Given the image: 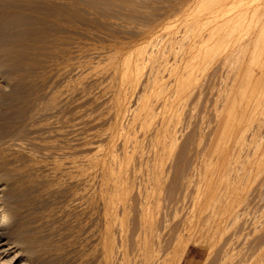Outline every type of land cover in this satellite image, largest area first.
Returning a JSON list of instances; mask_svg holds the SVG:
<instances>
[{"label": "rangeland", "instance_id": "1", "mask_svg": "<svg viewBox=\"0 0 264 264\" xmlns=\"http://www.w3.org/2000/svg\"><path fill=\"white\" fill-rule=\"evenodd\" d=\"M53 1L68 12L60 24L52 19L49 25L62 53L55 58L61 57L67 71L61 75L48 65L47 74L58 79L46 76L40 94L61 91L40 95L41 102H51L39 101L38 112H44L30 119L37 125L27 121L18 127L25 140L18 137L20 156L34 163L40 159L36 164L80 161L59 180H67L69 170L74 180L84 179L55 195L65 197V205L52 206L53 196L46 209L25 216L22 228L64 247L62 261L57 251L58 257L40 253L41 259L49 264H264V0ZM49 83L53 88L45 86ZM52 97L62 110L53 107L58 103ZM49 109H54L51 116ZM49 118L59 122H52L51 130ZM39 121L47 126L39 127ZM57 147L61 160L53 151ZM80 201L84 206L77 209ZM7 227L0 226V249H5L0 260L17 250L12 264L37 258L28 249L31 243L22 240L24 230L12 222ZM92 229L97 239H91ZM86 237H91L89 247L82 242ZM6 239L15 246L6 248Z\"/></svg>", "mask_w": 264, "mask_h": 264}, {"label": "bare ground", "instance_id": "2", "mask_svg": "<svg viewBox=\"0 0 264 264\" xmlns=\"http://www.w3.org/2000/svg\"><path fill=\"white\" fill-rule=\"evenodd\" d=\"M57 1V0H56ZM65 12V13H64ZM66 12H67V8H66V10L64 9V6H62V4L61 3H59V1H58V3H55L54 1H53V3H52V0H0V141L1 142H3V144L4 145H2V146H0V226H2L3 228H7L8 229V224H9V222L11 223H13L15 226H16V228L17 229H21L23 226H25V225H23L25 222H24V218H25V216L28 214V212H30L31 211V213H32V211L33 210H35V212H36V210L37 209H39V210H41L40 208H45V207H47V205H49V201H52V199H53V196H55L56 194H60L61 195V193L60 192H62L65 188H66V185H70V186H76L75 184H71V183H79L80 181L83 183V179H84V177H83V179L81 178H77V177H75V180H74V177L72 178V176L73 175H70V170H71V168L72 167H76L77 168V165H78V163L80 162V161H77V160H75V161H77V162H75V163H77L76 165H75V163L74 162H68V164H66L65 163V161H64V163L66 164V165H64V163H60V162H52L51 164H46V163H44V164H36V163H39V161H40V159L36 162V163H34L33 161L32 162H30L31 161V159H34V158H30L29 160L30 161H23V157H21L20 156V153H21V150H20V143H18V137H19V140H20V129L19 128H21V125H23V123H27V121H29V124L31 123L30 122V119H31V121H33L32 120V118L33 117H35V116H37L38 114H40V112L43 110L42 108H43V104H46V103H48V101L46 102V100H43L44 101V103L43 102H41L40 101V95H42V98L41 99H44L43 98V94L45 93V92H43V94H40V85H41V83L43 84V83H46L47 81H48V77H46V76H49L47 73V67H49L48 65H51V64H53L54 66H57V69L58 68H60V70H57L56 69V71H57V73L59 72V71H61L60 72V74L62 75H64V72L62 73V71H65V73H66V71L67 70H64V69H66L65 68V64H64V62L62 61V59L61 60H58V58L60 57H58V58H55V55L57 54H59V55H62V53H60L61 52V48H60V50H57V48H59V46L57 47V45L56 44H58L56 41H54L52 38L53 37H50V34H51V30H49L50 28H49V25L51 24V21H52V19H53V21H55L54 23H59V22H62V20L61 19H63V17L65 18L66 16H64L65 14H66ZM67 14H68V12H67ZM238 16V15H237ZM236 16V17H237ZM59 20H61V21H59ZM59 21V22H58ZM64 21V20H63ZM65 22V21H64ZM66 23V22H65ZM60 24V23H59ZM52 25V24H51ZM56 25V24H55ZM61 25H62V23H61ZM53 26V25H52ZM52 26H50L51 28H54V27H52ZM67 26V25H66ZM60 27V26H59ZM59 27H57V28H59ZM63 29V28H62ZM53 30V29H52ZM66 30V29H65ZM49 31H50V33H49ZM56 31V30H55ZM58 31V30H57ZM62 31V33H64V31L63 30H61ZM54 32V31H53ZM52 32V33H53ZM58 32H60V31H58ZM66 32V31H65ZM55 34V33H54ZM61 34V33H60ZM60 34H58V35H60ZM52 35V34H51ZM55 37H57L56 35H54ZM62 36H64V35H62ZM65 36H66V34H65ZM61 37V36H60ZM59 39V38H58ZM64 40H66L67 41V39H64ZM64 40H62V42L61 43H65V42H63ZM58 41V40H57ZM62 45V44H61ZM60 45V46H61ZM66 45V44H65ZM63 46V45H62ZM61 46V47H62ZM64 47V46H63ZM57 51H60L59 53L57 52ZM65 51V50H64ZM63 52V51H62ZM65 53V52H64ZM67 54V53H66ZM67 56V55H66ZM61 58V57H60ZM59 58V59H60ZM65 58V57H64ZM54 60V61H53ZM68 60V59H67ZM76 60V59H75ZM75 60H73V61H75ZM69 61V60H68ZM76 62V61H75ZM74 62V63H75ZM69 64V63H68ZM70 64H72V63H70ZM76 65V64H75ZM73 66V65H72ZM51 67V66H50ZM74 67H78V65L77 66H74ZM78 68H80V66L78 67ZM49 69V68H48ZM63 69V70H62ZM81 69V68H80ZM79 69V70H80ZM51 70V69H50ZM50 70H48L49 71V74H51V72L53 71V72H55L54 70H51V72H50ZM69 70V69H68ZM74 70V69H73ZM78 70V71H79ZM75 71H76V68H75ZM77 71V72H78ZM71 72V71H70ZM73 72V71H72ZM71 72V73H72ZM54 74H56V72L54 73ZM54 74H53V76H54ZM60 74H58V76H59V78H60ZM79 74L81 75L82 74V72L80 73L79 72ZM79 74H74V75H79ZM52 75V74H51ZM49 76V78H51L52 76ZM72 75V74H71ZM79 75V76H80ZM46 77V78H45ZM55 77H57L56 75H55ZM55 77L53 78L52 77V79L51 80H55ZM62 77V76H61ZM44 78L45 79H47V80H44ZM79 77H77V79H78ZM80 78H81V76H80ZM57 79H58V77H57ZM43 80L45 81V82H43ZM75 80H76V78H75ZM74 80V81H75ZM79 80V79H78ZM78 80H76V81H78ZM57 81V80H56ZM58 81H60V79L58 80ZM80 81V80H79ZM81 82V81H80ZM50 83H53L52 81L50 82ZM50 83L49 84H46L45 86L48 88V85H50ZM82 83V82H81ZM56 84V83H55ZM58 84V83H57ZM76 85H77V82L75 83ZM64 84H62L61 86H63ZM76 85L74 86V87H76ZM81 84H79V86H80ZM64 86H66V85H64ZM49 87H52L51 85L49 86ZM56 87V86H55ZM41 88H42V86H41ZM44 88V87H43ZM42 88V89H43ZM53 88V87H52ZM66 88V87H65ZM77 88H80V87H78L77 86ZM50 89V88H49ZM55 89V88H54ZM69 89V88H68ZM53 90V89H52ZM60 90V89H59ZM59 90H57L56 91V93H55V91H54V94H57V92L59 91ZM70 90V89H69ZM51 91V90H50ZM52 91V92H53ZM61 91V90H60ZM77 91H79V89H77ZM48 92H49V90H48ZM52 92H50V94H47V93H45L44 95H46L47 94V96L49 97V95H51V93ZM75 92H76V89H75ZM80 92V91H79ZM62 93H63V91H62ZM82 93V92H81ZM62 95V94H61ZM64 95H66V94H64ZM75 95H77V94H75ZM46 96V97H47ZM58 96H60V93L58 94ZM56 97V96H55ZM62 97V98H61ZM59 99H60V101L62 102V103H64V101H62L61 99H63V96H61ZM74 97V96H73ZM77 97V96H76ZM78 97H79V95H78ZM77 97V98H78ZM53 99H54V97H52ZM51 98V99H52ZM57 98V97H56ZM55 98V99H56ZM65 98L66 99H69V98H67V96H65ZM64 98V99H65ZM72 98V97H71ZM53 99H52V101H53ZM55 99H54V101H55ZM66 99H65V101H66ZM234 99H235V97H234ZM48 100V99H47ZM50 100V99H49ZM39 101L41 102V103H43L42 105H41V103H40V105L42 106V110L41 111H39L38 112V110L40 109V105H38L39 104ZM59 100H58V102H60ZM73 101H74V99H73ZM83 101V100H82ZM236 101V100H235ZM51 101H49V103H50ZM56 102V101H55ZM58 102H56V103H58ZM61 102H60V104H61ZM81 102V101H80ZM48 103V104H49ZM47 104V105H48ZM60 104L58 103V104H56V105H58V106H56L55 104L53 105V107L55 108V107H58L59 108V110H62V108H60L61 106H60ZM78 104V103H77ZM50 105V104H49ZM48 105V106H49ZM45 106V105H44ZM48 106H45V111H46V108L48 107ZM60 106V107H59ZM64 106V105H63ZM50 107V106H49ZM48 107V108H49ZM51 107H52V105H51ZM50 107V108H51ZM68 107V106H67ZM74 108H75V106H74ZM76 108H77V105H76ZM52 109V108H51ZM51 109H49V110H47V111H49V112H53V110H51ZM57 109V108H56ZM66 109V108H65ZM68 109H70V108H68ZM58 110V109H57ZM75 110V109H74ZM38 112V114L36 115V113ZM44 112V111H43ZM43 112H41V113H43ZM52 112L50 113V116H51V114H52ZM56 112V111H55ZM54 113V112H53ZM58 114L59 113H61L60 111L59 112H57ZM75 113H77V112H75ZM45 114H47L48 115V113H45ZM56 114V113H55ZM69 114V113H68ZM35 115V116H34ZM43 115V114H42ZM47 115H45V117H47L48 118V116ZM79 115V114H78ZM41 116V115H40ZM54 116H56V117H61V114L59 115V116H57V115H54ZM80 116H81V114H80ZM39 117V116H38ZM41 117H43V116H41ZM76 117V116H75ZM37 118V117H36ZM82 118V117H81ZM33 119H35V118H33ZM46 119V118H45ZM54 119V118H53ZM58 119V118H57ZM57 119H54L52 122H54L55 120L57 121ZM37 120H38V118H37ZM68 120V122H69V119H67ZM46 121V120H45ZM50 121V122H49ZM49 121L47 120V122H49L50 124L48 125V127L47 128H49V130H51L50 129V125L52 124V122H51V120H50V118H49ZM80 121V120H79ZM61 122V121H60ZM78 122V121H77ZM25 123V124H26ZM37 123H40V126L39 127H42L43 125L45 126L46 124H43L42 125V122L41 121H39V122H37ZM55 123V122H54ZM53 123V124H54ZM57 123H59L58 121L56 122V124ZM32 124V123H31ZM30 124V125H31ZM34 124H36V123H34ZM34 124H32V125H34ZM80 124V123H79ZM31 125V126H32ZM37 125V124H36ZM39 125V124H38ZM42 125V126H41ZM20 126V127H19ZM26 126V125H25ZM31 126L29 127L28 125H27V130H29V128H31ZM35 126V125H34ZM33 126V127H34ZM44 126L42 127V128H44ZM47 126V125H46ZM53 126V125H52ZM52 126H51V128H52ZM70 126H71V124H70ZM83 126V125H82ZM19 127V128H18ZM55 126H53V128H54ZM61 129H63L62 127H61V125L59 126ZM36 128H38L37 126H36ZM35 128V129H36ZM46 128V127H45ZM60 128H58V130L60 129ZM26 129V128H25ZM24 129V130H25ZM55 129H57V128H54L53 129V131L56 133L57 131H55ZM67 129V128H66ZM48 130V129H47ZM69 130L70 129H68V132H69ZM70 131H72V130H70ZM74 131H76V130H74ZM82 131V130H81ZM21 132H22V129H21ZM28 132V131H27ZM40 132V131H39ZM45 132H46V130H45ZM54 132H52L53 133V135H54ZM62 132H63V130H62ZM216 132V131H215ZM219 132V131H218ZM24 133V131L22 132V134ZM26 133V132H25ZM24 133V134H25ZM64 133V132H63ZM62 133V134H63ZM72 133V132H71ZM47 134H50V132L49 133H47ZM58 134H59V132H58ZM61 134V133H60ZM61 134V135H62ZM78 134V133H77ZM216 134V133H215ZM31 135H33V134H31ZM22 136V135H21ZM26 135H23L22 137H25ZM50 136V135H49ZM55 136H57V135H55ZM58 137V136H57ZM212 138H214V137H212ZM221 138V137H220ZM227 138V137H226ZM229 138V137H228ZM23 141H25L24 140V138H21ZM28 139V138H27ZM37 140H38V138H36ZM58 139V138H57ZM60 139H61V137H60ZM68 139V138H67ZM4 140V141H3ZM36 140V141H37ZM63 140V139H62ZM32 141V140H31ZM34 141H35V139H34ZM42 141V140H41ZM52 141V140H51ZM61 141V140H60ZM215 141V140H214ZM39 142V141H38ZM64 142V141H63ZM30 143H32L33 144V142H30ZM29 143V144H30ZM41 143H43V141L42 142H40L39 144L41 145ZM48 143V142H47ZM52 143V142H51ZM26 144H28L27 142L26 143H24V145H26ZM38 144V143H37ZM45 143H43L42 145L43 146H45L44 145ZM60 144V143H59ZM34 145V144H33ZM35 145H36V142H35ZM39 145V146H40ZM54 145H55V143H54ZM30 146V145H29ZM38 146V147H39ZM43 146H42V150L43 149H46V147L45 148H43ZM49 145H47V147H48ZM50 146L52 147L53 145L52 144H50ZM59 146V145H58ZM25 147H27V148H29L28 146H25ZM25 147H23V149L25 148ZM32 147V146H31ZM36 147H37V145H36ZM41 147V146H40ZM54 147V146H53ZM52 147V148H53ZM55 147H56V145H55ZM54 147V148H55ZM49 149H50V147H48ZM40 149V148H39ZM38 149V151H40ZM47 149L46 150V153L44 154L45 156L47 155L48 156V154L47 153H52V150L50 149ZM57 149H59V151L57 150V151H55L56 150V148H55V150H53L55 153H59L60 154V152H61V150H60V147H57ZM62 149V148H61ZM31 150H33V149H31ZM31 150H29V151H31ZM41 150V151H42ZM34 151V150H33ZM40 151V152H41ZM44 151V150H43ZM42 151V152H43ZM48 151V152H47ZM50 151V152H49ZM35 152V151H34ZM39 153V152H38ZM54 153V154H55ZM58 153L57 154H55V156L57 157V159L59 158L60 159V157H58L59 155H58ZM67 153V152H66ZM64 154H65V152H64ZM41 155V154H40ZM43 155V154H42ZM67 155V154H66ZM23 156H25V155H23ZM49 156H50V154H49ZM48 156V157H49ZM54 156V155H53ZM53 156H51L49 159L51 160V159H53V158H55V157H53ZM206 156V155H205ZM26 157V156H25ZM24 157V160H28V158L26 159ZM28 157H30V156H28ZM41 157H43V156H41ZM81 157V156H80ZM44 158V157H43ZM214 158V157H213ZM22 159V160H21ZM36 159V158H35ZM45 159V158H44ZM48 159V160H49ZM58 159V160H59ZM61 159H63L62 157H61ZM60 159V160H61ZM69 158H67V161H69L68 160ZM73 159V158H72ZM81 159V158H80ZM49 160V161H50ZM52 161V160H51ZM82 161H83V159H82ZM43 162H46V160H44ZM48 162V161H47ZM63 162V161H62ZM91 162V161H90ZM80 164H83V163H80ZM67 167H70V170H69V175L68 176H70L71 177V179H69L68 178V176H67V180H59V178L61 177V176H63V175H66L67 173V171H66V169H69V168H67ZM81 166H79V168H80ZM72 169H74V168H72ZM82 169V168H81ZM43 171H46V173L45 174H43L42 172ZM48 171V172H47ZM74 171V170H73ZM73 171L71 172V174L73 173ZM76 171V170H75ZM74 171V172H75ZM78 171V170H77ZM80 172H81V170H79ZM82 172H83V170H82ZM66 173V174H65ZM79 173V172H78ZM155 173V172H154ZM75 175L74 176H76V173H74ZM78 175V174H77ZM79 175H80V173H79ZM78 175V177H80ZM82 176V175H81ZM84 176V175H83ZM227 176V175H226ZM86 177H89L88 175H86L85 176V180H86ZM227 179V178H226ZM80 182V183H81ZM86 183V182H85ZM95 184H96V182H95ZM89 185V184H88ZM82 186H85V185H82ZM69 187V186H68ZM76 187H79V186H76ZM71 188V187H70ZM73 188V187H72ZM75 188V187H74ZM92 188V187H91ZM69 189V188H68ZM77 189V188H76ZM80 189V188H79ZM87 190V189H86ZM70 191H72V190H70ZM88 191V190H87ZM94 191V190H93ZM73 192L74 191H72L71 192V194H73ZM82 192V191H81ZM70 194V195H71ZM75 194H77V196H79L80 195V193H75ZM94 194H95V192H94ZM81 195H82V193H81ZM59 196V195H58ZM65 196V195H64ZM72 196V195H71ZM73 196H74V194H73ZM76 196V195H75ZM56 197V196H55ZM82 197V196H81ZM52 198V199H51ZM59 198H60V196H59ZM62 199H64L63 198V196L61 197ZM60 198V199H61ZM76 198V197H75ZM79 198V197H78ZM77 198V199H78ZM51 199V200H50ZM58 198L56 197V199H54V200H56L55 202H56V204H54V202H53V204H52V206H55V205H58L57 203L58 202H61L60 203V205L62 204V199H61V201H58V200H60V199H58ZM79 200V199H78ZM80 200H81V198H80ZM77 201V200H76ZM85 201H86V198H85ZM82 201H80V202H78V203H76V205H80V204H82L81 203ZM87 202V201H86ZM85 202V203H86ZM89 202V201H88ZM73 203V202H72ZM72 203H70V205L72 204ZM50 205H51V202H50ZM62 205H65L64 203L62 204ZM61 205V206H62ZM67 205H68V203H67ZM66 205V206H67ZM78 205V208L77 207H75V208H77V209H79L80 208V206ZM85 205H87L88 206V204H85ZM81 206H84L83 204L81 205ZM92 206V205H91ZM59 207V206H58ZM65 207V206H64ZM49 208V207H48ZM57 208V207H56ZM61 208V207H60ZM67 208H70L69 207V205H68V207ZM71 208H73V206L71 207ZM74 208V209H75ZM83 208H85V207H83ZM82 208V209H83ZM91 208V207H90ZM96 208V207H95ZM46 209V208H45ZM64 209V208H63ZM73 209V210H74ZM86 209H88L87 207H86ZM86 209H83V210H86ZM261 209V208H260ZM47 210H50V209H47ZM72 210V209H71ZM76 210V209H75ZM90 210V209H89ZM92 210H93V208H92ZM91 210V211H92ZM95 210V209H94ZM93 210V211H94ZM58 211V210H57ZM78 211V210H77ZM76 211V212H77ZM90 211V212H91ZM35 212H34V214H35ZM37 212H39V211H37ZM45 212H46V210H45ZM65 212L67 213V211L65 210ZM60 213V212H59ZM79 213H81V212H79ZM94 213V212H93ZM95 213H96V211H95ZM37 214V213H36ZM35 214V215H36ZM43 214V213H42ZM47 214V213H46ZM61 214H64V213H61ZM91 214H92V212H91ZM30 215V214H29ZM49 215V214H48ZM48 215H47V217H48ZM60 215V214H59ZM75 215V214H74ZM86 215H87V211H86ZM93 215H95V214H93ZM39 216H42V215H39ZM43 216H45V214L43 215ZM42 216V217H43ZM58 216V215H57ZM60 216H63V215H60ZM68 216V215H67ZM77 216V215H76ZM75 216V217H76ZM98 216V215H97ZM34 217V216H33ZM35 217H37V216H35ZM34 217V218H35ZM59 217V216H58ZM69 217V216H68ZM88 217V216H87ZM263 217V216H262ZM33 218V219H34ZM55 218V217H54ZM32 219V218H31ZM43 219H45V218H43ZM69 219V218H68ZM76 219H78V218H76ZM75 219V220H76ZM88 219H89V217H88ZM91 219V218H90ZM94 219V218H93ZM48 220V219H47ZM73 220H74V218H73ZM82 221H83V219H81ZM86 220V219H85ZM30 221V220H29ZM41 221V220H40ZM44 221V220H43ZM42 221V222H43ZM49 221V220H48ZM71 221V220H70ZM90 221V220H89ZM55 222V221H54ZM63 222V221H62ZM72 222V221H71ZM86 223V221H83V223ZM92 222H94V221H92ZM30 223V222H29ZM44 223V222H43ZM51 223H53L52 221H51ZM26 224V223H25ZM40 224V223H39ZM38 224V225H39ZM56 225H57V223H55ZM62 224V223H61ZM60 224V225H61ZM81 224V223H80ZM88 224V223H87ZM86 224V225H87ZM90 224V223H89ZM92 224V223H91ZM31 225V224H30ZM45 225V224H44ZM44 225H43V227H44ZM69 225V224H68ZM67 225V226H68ZM96 225V224H95ZM98 225V224H97ZM54 226V225H53ZM83 226H85V225H83ZM90 227H93V226H90ZM100 227V226H99ZM185 227H186V225H185ZM11 228V227H10ZM50 228H51V226H50ZM54 228V227H53ZM67 228V227H66ZM65 228V229H66ZM70 228H71V226H70ZM69 228V229H70ZM76 228V227H75ZM15 229V228H14ZM23 230H24V233H23V235H22V240L24 241V242H26V244L27 243H31V245L28 247V249H29V251H31L32 252V254L34 253V252H36L37 254V258H38V256H39V254L40 253H43V255L44 254H54V255H57V254H61V256H59V255H57V257L59 256L60 257V260L61 259H63V258H61L62 256H63V251H62V249L64 248V247H62V245H60V243H57V242H55L54 240H52V239H50V238H48L46 235L44 236V235H38L39 233H41V232H39V233H37V234H33L32 233V231L28 228V227H26L25 229L24 228H22ZM31 229H32V227H31ZM36 229V228H35ZM68 229V230H69ZM91 229V228H90ZM98 229V228H97ZM11 230V229H10ZM37 230V229H36ZM55 230H56V228H55ZM80 230H82V229H80ZM79 230V231H80ZM105 230H107L106 228H105ZM104 230V231H105ZM187 230V229H186ZM17 231V230H16ZM40 231H41V229H40ZM67 231V230H66ZM79 231H77L78 232V234H80L79 233ZM86 231V230H85ZM84 231V232H85ZM91 230H89V232H90ZM96 231V230H95ZM93 229H92V232H91V237H89V238H84V239H86L85 240V242L84 241H82L83 243H85L86 245L88 244V240L91 238V239H93L94 240V237L96 236L95 235V232ZM101 231V230H100ZM108 231V230H107ZM258 231V230H257ZM15 232V231H14ZM103 232V231H102ZM102 232H101V234H102ZM106 232V231H105ZM144 232V231H143ZM5 233V232H4ZM11 233V232H10ZM21 233V232H20ZM34 233H35V231H34ZM64 233V232H63ZM66 233V232H65ZM82 233V232H81ZM96 233H97V231H96ZM99 233V232H98ZM109 233V232H108ZM150 233V232H149ZM261 233V232H260ZM43 234V233H42ZM59 234V233H58ZM105 234H107V233H105ZM142 234V233H141ZM250 234V233H249ZM259 234V233H258ZM19 235V234H18ZM90 235V234H89ZM144 235V234H143ZM146 235V234H145ZM151 235V234H150ZM153 235H155V234H153ZM264 235V234H263ZM21 236V235H20ZM60 236V235H59ZM71 236V234L69 235V237ZM85 236H86V232H85ZM87 236H88V234H87ZM157 236V235H156ZM257 236V235H256ZM2 236L0 235V241L2 240V238H1ZM6 237V236H5ZM81 237H83V236H81ZM98 237V236H97ZM102 237V236H101ZM107 237H109V235H107ZM107 237L105 238V239H107ZM138 237V236H137ZM147 237V236H146ZM149 237V236H148ZM158 237V236H157ZM161 237H162V235H161ZM253 237V236H252ZM259 237H261V235L259 236ZM60 238V237H59ZM96 238V237H95ZM132 238V237H131ZM143 238V237H142ZM145 238V237H144ZM165 238V237H164ZM166 238H168V237H166ZM255 238V237H254ZM7 239H9V238H7ZM7 239H6V241H7ZM70 239V238H69ZM71 239H73V238H71ZM75 239V238H74ZM73 239V241H75ZM78 239V238H77ZM81 239V238H80ZM84 239H82V240H84ZM88 239V240H87ZM97 239V238H96ZM101 239V238H100ZM121 239V238H120ZM136 239V238H135ZM146 239V238H145ZM149 239V238H148ZM155 239V238H154ZM163 239V238H162ZM170 239V238H169ZM262 239V238H261ZM93 240L91 241V242H93ZM109 240V239H108ZM108 240H106L108 243H109V241ZM129 240V239H128ZM207 240V239H206ZM254 240V239H253ZM79 241V240H78ZM96 241V240H95ZM98 241V240H97ZM115 241V240H114ZM122 241H125L124 239L122 240ZM134 241V240H133ZM136 241V240H135ZM146 241V240H145ZM71 242V241H70ZM77 242V241H76ZM99 242V241H98ZM101 242V241H100ZM119 242V241H118ZM138 242V241H137ZM258 242V241H257ZM72 243V242H71ZM79 243V242H78ZM82 243V244H83ZM90 243V242H89ZM93 243H96V242H93ZM92 243V244H93ZM107 243V244H108ZM117 243V242H116ZM131 243V242H130ZM148 243V242H147ZM156 243V242H155ZM166 243V242H165ZM256 243V242H255ZM4 244V243H3ZM91 244V243H90ZM99 244V243H98ZM104 244H106V243H104ZM106 244V245H107ZM110 244V243H109ZM119 244V243H118ZM122 244H123V242H122ZM121 244V245H122ZM136 244V243H135ZM135 244H134V246H135ZM142 244H143V242H142ZM245 244V243H244ZM89 245V244H88ZM87 245V246H88ZM94 246V248H91V249H93V251H95L96 250V245L95 244H93ZM103 245V244H102ZM117 245V244H116ZM124 245H125V242H124ZM256 245V244H255ZM259 245H261V244H259ZM259 245H258V247H259ZM7 247L6 248H11V247H14L15 246V242L13 241V240H9V241H7V245H6ZM83 247L85 246V245H82ZM82 246H79V247H82ZM86 246V247H87ZM103 246H105V245H103ZM123 246V245H122ZM133 246V245H132ZM137 246H139V245H137ZM248 246V245H247ZM5 247V246H4ZM89 247V246H88ZM87 247V248H88ZM142 247V246H141ZM149 247V246H148ZM156 247V246H155ZM158 247H159V245H158ZM169 247V246H168ZM244 247V246H243ZM246 247V246H245ZM258 247H256V248H258ZM22 248V247H21ZM85 248V247H84ZM123 248V247H122ZM154 248V247H153ZM166 248V247H165ZM26 249V248H25ZM66 249V248H65ZM64 249V251H66ZM83 248H81V250H82ZM99 249V248H98ZM104 249H105V251H106V249H107V246H106V248L104 247L103 248V251H104ZM131 249H132V247H131ZM136 249V248H135ZM138 249V248H137ZM144 249V248H143ZM151 249V248H150ZM243 249V248H242ZM241 249V250H242ZM245 249V248H244ZM254 249V248H253ZM5 249H0V257H1V255H4L5 254V251H4ZM74 250V249H73ZM90 250V249H89ZM87 250L88 252H90V253H92V251L90 250ZM109 250V249H108ZM107 250V251H108ZM134 250V249H133ZM140 250V249H139ZM153 250H155V249H153ZM8 251H10V250H8ZM19 250H17L10 258H8L7 260H4V258H1V260L3 259V261H6V262H3V261H1L0 260V264H12V263H14L15 262V257L17 256V252H18ZM57 251V252H56ZM87 251H84L85 252V255H86V253H87ZM97 251H99V250H97ZM102 251V252H103ZM107 251H106V254H107ZM142 251V250H141ZM145 251V250H144ZM54 252H56L57 254H55ZM81 252H83V251H81ZM80 252V253H81ZM122 252H123V250H122ZM8 253V252H7ZM66 253V252H65ZM100 253H101V251H100ZM104 253V252H103ZM124 253V252H123ZM123 253H122V255H123ZM128 253V252H127ZM131 253V252H130ZM133 253V252H132ZM134 253H136V252H134ZM139 253V252H138ZM28 254V253H27ZM68 254V253H67ZM67 254H65V255H67ZM75 254V253H74ZM84 254V253H83ZM89 254V253H88ZM109 254V253H108ZM107 254V255H108ZM113 254V253H112ZM111 254V255H112ZM140 254V253H139ZM139 254H137L138 256H139ZM19 255V254H18ZM21 255V254H20ZM35 255V254H34ZM53 255V256H54ZM77 255V254H76ZM94 255H97L96 253L94 254ZM94 255H92V256H94ZM101 255V254H100ZM100 255H98V256H100ZM104 255H105V253H104ZM104 255H102L103 257H104ZM107 255H105L106 257H107ZM114 255V254H113ZM145 255V254H144ZM41 256H42V254L39 256L40 258L39 259H37L36 258V256L34 257L33 255H31V257L29 256H27V257H24V258H21L20 259V264H49V262H51V261H49V257H48V261L49 262H47L45 259H41ZM44 256H46V255H44ZM80 256V255H79ZM84 256V255H83ZM87 257L89 256L90 257V254L89 255H86ZM133 256V255H132ZM43 257V256H42ZM55 257V256H54ZM57 257H55V259L54 260H57L58 258ZM64 257V256H63ZM82 258V259H85V261H86V259L88 260L89 258ZM95 257V256H94ZM116 257H118V254H117V256ZM124 257V256H123ZM146 257H147V255H146ZM50 258H51V255H50ZM105 258V257H104ZM109 258V257H108ZM121 258V257H120ZM150 258V257H149ZM52 259V258H51ZM93 259V258H92ZM91 259V260H92ZM101 259V258H100ZM103 259V258H102ZM12 260H14V261H12ZM90 260V259H89ZM88 260V261H89ZM122 260H123V258H122ZM137 260V259H136ZM19 261V260H18ZM58 261V260H57ZM62 261V260H61ZM60 261V262H61ZM80 261V260H79ZM83 261V260H82ZM81 261V262H82ZM95 261V260H94ZM96 261H97V259H96ZM130 261V260H129ZM148 261V260H147ZM78 262V261H77ZM100 262V261H99ZM126 262V261H125ZM136 262V261H135ZM141 262V261H140ZM159 262V261H158ZM86 263V262H85ZM106 263H107V261H106ZM19 264V263H18ZM78 264V263H77ZM80 264V263H79ZM83 264V263H82ZM88 264H90V263H88ZM93 264V263H92ZM117 264H119L118 262H117ZM122 264V263H121Z\"/></svg>", "mask_w": 264, "mask_h": 264}]
</instances>
